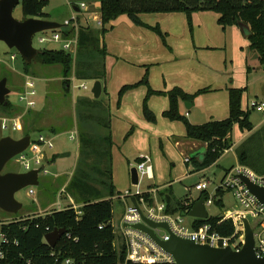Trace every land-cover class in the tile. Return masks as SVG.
Here are the masks:
<instances>
[{
  "label": "trees",
  "instance_id": "obj_1",
  "mask_svg": "<svg viewBox=\"0 0 264 264\" xmlns=\"http://www.w3.org/2000/svg\"><path fill=\"white\" fill-rule=\"evenodd\" d=\"M49 2L50 0H22L24 18L47 19L44 9L50 5ZM99 2L103 26L94 30L84 24L79 17V43L75 56L61 48L43 49L42 54L37 56L41 64L63 66L67 90H70L74 74L77 79L95 82L97 80L102 82L107 78L106 60L109 55L104 37L108 33L107 26L122 15H127L137 26L154 31L165 43L161 29L158 26L146 25L139 15L185 13L192 29L193 13L213 11L219 14V24L223 27L241 23L249 26L252 35L249 38L251 45L248 51L257 54L261 69L264 71V0H99ZM75 30L74 26H63L60 32L68 38L74 35ZM24 71L29 73V65L25 61ZM139 86H145L148 90L143 102L146 121L156 122V115L148 107L150 97L154 95L168 97L170 108L163 114L164 118L182 122L186 125L188 139L206 144L202 160L190 159L194 171L201 172L213 166L225 152L231 150L234 147L233 130L235 126H239L242 131L251 133L238 154L239 165L250 168L256 175L264 176V153L259 149L260 141L254 142L260 133H253L251 110L243 109L242 105L247 88L230 89L228 118L195 125L182 115L180 104L192 103L202 94L211 92V88H204L195 94H189L180 88L167 92L156 91L151 88L147 73L138 83L120 89L118 105L126 93ZM102 91L107 94L105 87ZM77 105L80 157L76 173L66 189L80 207L75 209L70 206L61 211L54 209L45 215L0 222V252L3 254V257H0V264H55L58 259L62 264H65L66 260H71L74 264H131L126 263L125 247L120 246L117 249L115 245L112 198L120 195V192L117 191L113 179L111 108L101 100V97L96 100L80 97ZM0 106L8 111L13 105L8 100L7 106ZM26 135L31 133L27 132ZM139 160L137 161L140 162ZM226 192L228 190L219 188L214 194V204L222 209ZM202 194L210 197L208 192ZM143 196L149 203L154 200L148 192ZM158 196L166 203L169 214L188 216L194 202L189 193L186 198L177 199L170 187L159 191ZM206 224L222 237H232L236 231L233 220L225 219L224 215H210L206 220L194 219L192 227L198 230ZM64 228L66 234L52 248L45 240L47 233Z\"/></svg>",
  "mask_w": 264,
  "mask_h": 264
},
{
  "label": "crops",
  "instance_id": "obj_2",
  "mask_svg": "<svg viewBox=\"0 0 264 264\" xmlns=\"http://www.w3.org/2000/svg\"><path fill=\"white\" fill-rule=\"evenodd\" d=\"M70 7L72 14L67 16L64 21L72 19L77 13L80 14V18L85 24L86 18L83 17L84 12L80 11L79 6L72 2ZM139 17L146 25L152 27L158 26L163 36H165V43L163 38L158 36L154 31L137 26L127 15L119 16L107 26L108 33L104 38L108 55H111L112 62L110 63L113 65L112 70L113 68L116 69L119 76H123V80H125L120 83V89L123 86L138 83L147 73H149L150 86L156 91L167 92L174 88H180L184 92L195 94L204 88H211V92L202 94V96L190 103L192 107L185 106L186 102L181 103L180 109L182 115L186 116L189 122L195 125L228 118L230 116V89L247 88L246 94L251 88L250 80L255 70L261 69L256 54L248 51L251 45L250 37L242 31L239 25L230 27L220 25L219 14L213 11L193 13L192 29L185 13H147L139 15ZM47 20L58 22L57 17H49ZM122 58H126V68L120 67ZM147 94V88L139 86L126 93L120 105H118V93L116 107L113 100V104L111 103L110 105L108 103V97L104 100L112 112L111 126L114 144L112 150L114 162L113 179L117 191V158L120 161L118 169L123 168L120 174L124 175V172L126 173V169H128L130 177V170L132 169H129L131 167V157L137 155V161L142 155H147V150L151 149L152 141L153 143L156 140L163 141L167 158L171 156L169 149L172 146V142L175 143L176 148L182 149L184 155H187L186 157L190 159L192 155L201 157L207 147L205 143L203 144L187 138L185 124L164 118L163 114L170 108L168 97L157 95L150 97L148 107L156 115V122L146 121L143 113V102ZM242 105L243 109L248 110L243 104V100ZM181 125L184 126V129ZM263 126L264 122L260 125H254L253 132L258 127L261 128ZM129 129H132L133 132L127 136L130 139L126 138V140L133 144V153L127 148L128 143L124 145L116 140L118 137L121 138V132ZM241 132L242 135L239 138V143L244 142L251 135L247 131L241 130ZM179 135H182V137ZM239 143L236 142L233 148ZM151 155L150 157L152 158ZM155 156L161 161L158 163L160 167L162 160L158 152ZM189 164L190 162H187V165ZM205 171L206 169L196 172L192 169L187 175L182 177V180H189L195 175H204ZM151 181L150 184H146V189L140 187V190L144 193H150L151 188L156 187L158 189V196L159 191L169 189V187L174 194L177 191L176 185L180 179L168 181L165 173L161 172L157 175L154 171V179ZM200 182L202 180L196 184ZM181 183L184 184V181ZM190 188L191 186L185 187V191ZM129 191H132V189L126 187V191H120V195L122 194L121 196H123V194L125 195ZM199 195L198 198L203 196L202 193ZM121 196L120 198L122 199ZM63 198L62 203L64 206L68 207L73 202L74 206L79 208L72 198ZM184 198L177 197V199ZM198 198L193 197V201ZM158 200L161 201L159 196ZM56 202L58 201H54L53 199H40V201L38 200L37 208L28 211L23 217L45 215L47 212L54 210ZM122 203L125 209L126 202L123 199ZM223 206H226L225 201ZM239 213H241V209L239 208L234 210L227 209L223 215L224 217L235 216ZM223 215L219 214L216 216ZM123 216L118 222L119 228ZM10 220L11 218L3 219L2 221L8 222Z\"/></svg>",
  "mask_w": 264,
  "mask_h": 264
},
{
  "label": "rangeland",
  "instance_id": "obj_3",
  "mask_svg": "<svg viewBox=\"0 0 264 264\" xmlns=\"http://www.w3.org/2000/svg\"><path fill=\"white\" fill-rule=\"evenodd\" d=\"M84 1L89 5L96 3V5H92L93 10H99L101 8V2L99 0H50V5L44 9V12L47 14V19L49 17L55 18L57 17L58 23H65V19L67 16L72 14L71 3L77 4L79 7L81 6V2ZM96 8V9H95ZM13 16L18 21H23L24 14L22 10V4L14 10ZM84 18L89 22L90 27L94 30L99 29L101 26L97 23H93L92 14H84ZM85 22V21H84ZM44 35L43 32L36 34L33 37L34 47L40 51L43 49H56L60 50V46L51 43H40L41 36ZM256 54V53H255ZM16 55L17 59L12 60L11 56ZM257 56V54H256ZM126 58L121 59L120 67L126 66ZM112 62L111 55L108 56L106 62V71L107 78L102 81L103 87L106 88L107 94H104L101 97V100L107 99L108 103H115L116 107V99L119 93V85L123 81V76H119V73L116 69L112 70ZM108 64V68H107ZM261 66V65H260ZM126 68V67H125ZM75 71V69H74ZM74 74V72H73ZM123 75V74H122ZM27 76H31L34 78L36 82V90L38 92L37 106L33 109L24 108V104L21 103L20 97L22 96L25 90V81ZM4 78H8V87L10 89V94L8 96V100L13 105L8 111H5L0 106V119L2 118H21V128L20 131H4L0 127V139L2 137L12 136L15 139H20L26 136V133H31L33 139L37 138L39 134H45L48 138L53 140V144L55 145L54 149H45L44 150V158L43 163H45V168L49 170L48 174H44L42 172L39 177L40 185L37 187H27L26 189L18 192L15 195V198L23 204L22 210L17 214H8L0 209V222H3V219L13 220L15 218H24L23 216L33 209L37 208L38 200L40 199L47 200L53 199L54 201H58V198H72L70 192L67 191V186L72 181L73 176L76 173L78 166V159L80 157V149L81 145L79 143V135L78 138L76 136L75 139H71L72 133L79 131V119L77 114V101L80 97H86L89 100H93V91L92 88L95 84V80H84L77 79L75 74L72 75V82L70 86V90H67L66 78L63 74V66L54 65L48 66L41 64L38 57L33 60V62L29 65V73L27 74L24 71V60L19 55L16 49H11L7 44L0 42V81ZM133 79V78H132ZM82 83L88 84V89L84 90L83 88H79V85ZM251 88L243 97V104L246 109L251 110V122L254 125H260L264 122V112H259L252 108L253 102H264V71L263 69L255 70L254 75H252L250 80ZM96 100V99H94ZM107 103V102H106ZM113 104V103H112ZM184 129V126L181 125ZM133 130H125L121 132V138H116L119 143L126 144L128 143L127 148L133 153L134 148H132L133 144L128 142L127 136L132 134ZM259 132L260 134L255 137V141H260V151L264 153V129L263 127H258L253 133ZM186 134V131H185ZM242 135L241 129L239 126H235L232 134V140L234 144L239 143V138ZM182 137V135H179ZM126 138L128 140H126ZM247 139V138H246ZM245 139V140H246ZM244 140V142H245ZM161 140H156L155 143L151 142V149L147 150V156H150L152 153V161L154 165L155 173H165L168 181L180 179L178 184L176 185L177 191H175V195L179 198H184L187 196L188 189L185 191V187L191 186V195L194 198H198L200 192L196 191L195 184L199 181H209L211 183L209 192L214 193L217 189V186L222 181V176L224 175L226 170L231 168L240 166L238 154L242 150V145L244 142L239 143L235 148L231 151L225 152L219 163L214 164L213 166L206 169L204 175H195L193 178L189 180H182L184 175L195 169L194 165L190 163L187 165V161L182 152V149H178L175 147V143L172 142V146L169 149L171 152V156L167 158L165 153V148ZM165 142V140H164ZM151 152V153H150ZM158 152L162 165L159 167L158 163L161 162L156 155ZM57 156V157H55ZM131 157V167L129 169L135 167L137 164L136 157ZM117 188L120 192H125L126 187H130V189L134 190L135 187L131 185V179L129 177V170L126 169V173L124 175L120 174L123 171V168L118 169L119 160L117 158ZM94 163V161L92 162ZM126 166V165H125ZM91 171L88 168H85ZM9 171H14L18 173H25L26 169L22 164L17 162V157L13 158L9 165L5 169V173ZM131 171V170H130ZM227 172V171H226ZM202 178V179H201ZM92 181V180H91ZM184 181V184L181 183ZM152 182V181H151ZM150 180L144 179L140 187L146 189V184L151 183ZM99 185V184H98ZM34 189L35 195H31L29 193L30 189ZM144 189V190H145ZM120 192V193H121ZM225 207L219 208L216 204L207 207V211L211 216H216L219 214H225L226 210H234L236 208L241 209L239 203L236 201L234 194L231 192L225 193ZM64 195V196H63ZM122 195V194H121ZM121 195H116L113 200V215L114 221L113 226L116 232V241L115 245L118 249L120 246H124L122 233L119 228V220L124 215L125 212L124 205L122 203ZM124 195V194H123ZM63 196V197H62ZM66 198V199H67ZM75 200L74 198H72ZM64 200V198L62 199ZM75 202V201H74ZM57 203V202H56ZM80 207V205H77ZM54 209H58L57 204L54 206ZM193 218L190 216H184V225L185 227H191ZM9 222V221H8ZM125 247V246H124ZM127 253V252H126ZM66 264V263H65Z\"/></svg>",
  "mask_w": 264,
  "mask_h": 264
},
{
  "label": "built area",
  "instance_id": "obj_4",
  "mask_svg": "<svg viewBox=\"0 0 264 264\" xmlns=\"http://www.w3.org/2000/svg\"><path fill=\"white\" fill-rule=\"evenodd\" d=\"M93 5H96L94 3ZM80 11L84 14L91 13L93 23L103 26L101 20V12L98 10H92V5L88 3L81 2L79 7ZM96 9V8H95ZM80 14L72 17V19L66 21L65 26H74L75 33L71 37H64L59 31H45L44 35L40 38V43H51L60 46L61 49L66 52L76 55L79 38L78 29L80 26L79 20ZM81 19V18H80ZM87 19V18H86ZM85 19V24L89 25V22ZM12 60H16L17 56L12 55ZM79 88L84 90L88 89L87 83H82ZM38 92L36 90V82L33 77L27 76L25 81V90L20 97L21 103H23L24 108L33 109L37 106ZM249 108V106H248ZM252 108L259 112H264V102H253ZM22 119L19 118H2L0 119V127L4 131H20ZM78 133L74 132L71 135V139H75ZM30 147L21 155L17 156V162L22 164L27 171L33 169H39L40 174H48L49 170L46 169L45 163H43L44 150L54 149L55 145L53 140L48 138L45 134H39L37 138L33 139L31 136ZM140 162H137L135 167L138 171V177L140 179V184L144 179L152 180L154 179V165L152 158L147 155H142L139 158ZM185 160L190 162V158L186 157ZM241 175L247 176L256 185L264 186V176L256 175L250 168L246 166H237L231 168L225 173L222 182L217 186V189L224 188L228 190L239 203L241 207V213L237 215L225 216V219H232L234 228L236 229L235 234L232 237H222L218 232L211 230L210 225H205L202 228L195 230L193 227H185L184 216L181 214L167 213V205L163 201L158 200L156 187H152L150 195L153 196V202L149 201L143 196L144 192L140 190V184L135 187L134 190L129 191L127 194L121 196L126 202L125 212L123 219L120 224V232H122L123 244L125 246L126 263L131 264H176L174 256L166 253L156 241L152 240L149 235L141 232L138 229H134L133 226L138 223H144L142 215L139 213L138 208L133 204L132 200L135 197L137 199V205L144 216L150 220L157 223H166L169 226V230L177 237L185 240H192L193 242L201 245H210L216 248H227L232 247L235 251L240 252L245 240L246 229L244 227L243 218L249 221L251 228L254 230L255 235V254L257 258L264 257V204L260 203L257 198L250 193L246 184L243 182ZM211 183L209 181H202L195 185V190L200 193L208 192L210 197H207L206 207L214 205V194L209 192ZM217 189L215 191H217ZM191 188L188 189V193H191ZM29 193L35 195L34 189H30ZM215 193V192H214ZM64 196V195H63ZM62 196V197H63ZM193 199V197L191 196ZM193 201V200H192ZM72 207L74 203L71 202ZM58 211L69 208L62 203V198H59L57 202ZM157 236L164 242H168L171 238V233L163 228H155ZM0 257L3 254L0 252ZM66 264H74L71 260H66Z\"/></svg>",
  "mask_w": 264,
  "mask_h": 264
},
{
  "label": "water",
  "instance_id": "obj_5",
  "mask_svg": "<svg viewBox=\"0 0 264 264\" xmlns=\"http://www.w3.org/2000/svg\"><path fill=\"white\" fill-rule=\"evenodd\" d=\"M22 0H0V42L8 45L11 49H16L23 60L30 65L37 56L42 54V51L36 49L33 44V37L36 34L45 31H59L65 24L49 21L47 19L24 18L23 21H18L14 18V10L20 5ZM242 31L251 36L249 26L239 24ZM103 85L100 80H97L92 88L94 99H99L103 94ZM8 87V78L0 81V105H8V96L10 94ZM185 106L192 107L186 102ZM31 135H26L23 138L15 139L12 136L2 137L0 139V209L8 214H17L22 208L15 195L26 189L27 187H37L40 185L39 177L40 170L33 169L25 173L9 171L5 173L9 162L24 153L30 146ZM206 151V149H205ZM204 151V153H205ZM201 157L191 156L202 160ZM132 185L140 184L138 171L133 167L130 172ZM243 182L248 190L257 200L264 204V186L256 185L247 176L241 175ZM207 196L203 195L193 202L189 210V216L195 219L206 220L210 214L206 207ZM133 204L138 208L142 215L144 223H138L133 228L146 233L152 240L166 251L172 254L176 260V264H264V257L257 258L255 254V235L249 221L243 218L245 232V240L243 248L240 252L235 251L232 247L216 248L208 244L201 245L192 240H185L175 236L166 223H157L148 220L141 212L137 205V199L134 197ZM155 228H163L171 233V238L168 242L162 241L154 231ZM66 234V229H55L47 233L46 242L54 248L61 238ZM55 264H62L58 259Z\"/></svg>",
  "mask_w": 264,
  "mask_h": 264
}]
</instances>
